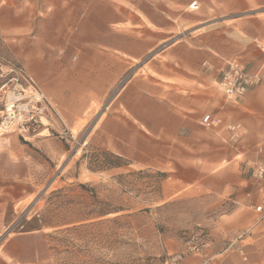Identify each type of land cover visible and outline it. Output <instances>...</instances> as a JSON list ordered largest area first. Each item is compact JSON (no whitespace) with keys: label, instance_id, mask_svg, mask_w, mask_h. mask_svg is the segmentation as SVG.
Segmentation results:
<instances>
[{"label":"crops","instance_id":"crops-1","mask_svg":"<svg viewBox=\"0 0 264 264\" xmlns=\"http://www.w3.org/2000/svg\"><path fill=\"white\" fill-rule=\"evenodd\" d=\"M60 7L58 55L48 45L41 68L30 72L65 126L129 166L166 173L161 199L200 200L204 213L222 208L187 226L190 238L203 234L199 254L171 243L183 264H239L238 249L249 264H264V181L250 174L264 166V78L239 100L217 88L229 60L264 72V0H64ZM109 93L104 110L88 114ZM205 115L220 124L203 127ZM10 139L17 155L0 159V237L28 198L9 184L33 176L32 159L19 156L24 145ZM32 214L22 231L0 238V264H49L46 228Z\"/></svg>","mask_w":264,"mask_h":264},{"label":"rangeland","instance_id":"rangeland-1","mask_svg":"<svg viewBox=\"0 0 264 264\" xmlns=\"http://www.w3.org/2000/svg\"><path fill=\"white\" fill-rule=\"evenodd\" d=\"M63 1L0 0V68L6 62L15 64L41 90L30 71L41 68L48 45L58 55L59 33L64 25L60 11ZM114 93L106 95V100L88 114L104 110ZM56 129L54 124V129L49 130L51 135L43 131L23 139L18 132L0 127V159L3 155L14 159L17 155L11 136L24 145L19 156L32 159V178L13 182L9 189L28 195L18 206V213L26 207L24 212L41 214L36 218L33 213L32 217L46 228L49 264H164L169 255L175 254L173 241L182 242L186 250L191 239L187 228L190 222L222 211L216 207L204 213L199 209L200 200L185 197L161 199V183L170 184L171 180H165L166 173L161 177L162 172L151 167L127 164L90 169L94 155L101 160V152L111 151L86 140V133L76 128H67L65 135ZM115 209L122 211L114 212ZM89 212L102 214L78 222Z\"/></svg>","mask_w":264,"mask_h":264},{"label":"built area","instance_id":"built-area-1","mask_svg":"<svg viewBox=\"0 0 264 264\" xmlns=\"http://www.w3.org/2000/svg\"><path fill=\"white\" fill-rule=\"evenodd\" d=\"M189 9L197 8L196 2H192ZM264 78L262 69L249 72L235 60H229L217 81V88L222 94L231 100H239L249 89L258 86ZM0 127L4 130H13L23 139L39 136L43 131L49 132L57 127L56 132L65 135L67 128L62 117L45 94L36 86L34 81L23 69L6 62L0 68ZM200 124L205 128H213L220 121L210 115L202 117ZM238 126H227V130L234 131ZM250 174L260 181H264V166L256 164L251 168ZM257 212L261 207H256ZM33 216L39 218L38 213ZM26 218V212L8 226L4 232L10 235L15 230L22 231V222ZM203 234L198 233L188 242L186 253L199 254L204 246ZM239 264H249L246 253L238 249ZM164 264H183V253L169 255Z\"/></svg>","mask_w":264,"mask_h":264},{"label":"trees","instance_id":"trees-1","mask_svg":"<svg viewBox=\"0 0 264 264\" xmlns=\"http://www.w3.org/2000/svg\"><path fill=\"white\" fill-rule=\"evenodd\" d=\"M101 155H103L104 158H102L101 160H98L99 156L98 155H94V157H92L91 162H89V168L93 169V170H105V169H110V168H115V167H121L124 165H127V161L124 160L122 157L117 156L116 154H113L111 152H101ZM112 159V160H111ZM161 177H165V174L160 173ZM83 187V186H81ZM114 212H121L122 209H115L113 210ZM101 212H89L88 214H85L84 216H82L81 218L78 219V222H82L85 220H88L90 218L93 217H97L99 215H101ZM39 216L41 217V214H39Z\"/></svg>","mask_w":264,"mask_h":264},{"label":"bare ground","instance_id":"bare-ground-1","mask_svg":"<svg viewBox=\"0 0 264 264\" xmlns=\"http://www.w3.org/2000/svg\"><path fill=\"white\" fill-rule=\"evenodd\" d=\"M52 133L47 132V135H51ZM43 135V134H42ZM46 135V134H45Z\"/></svg>","mask_w":264,"mask_h":264}]
</instances>
